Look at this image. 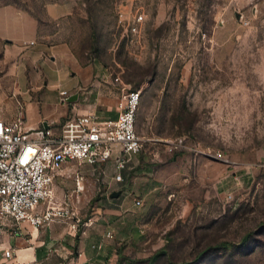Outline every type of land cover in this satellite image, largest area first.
Returning <instances> with one entry per match:
<instances>
[{"label": "rangeland", "instance_id": "rangeland-1", "mask_svg": "<svg viewBox=\"0 0 264 264\" xmlns=\"http://www.w3.org/2000/svg\"><path fill=\"white\" fill-rule=\"evenodd\" d=\"M54 4L67 13L51 19ZM4 5L39 19L45 63H28L29 52L0 39L1 118L22 114L25 129L60 108L59 121L45 119L50 127L89 112L108 119L102 111L110 99L119 103L121 87L141 91L143 148L129 158L123 181H116L115 157L96 166L72 161L59 171L54 199L68 202L78 226L113 223L105 211L126 201L144 221L155 264H264V0ZM51 66H58L55 82L81 79L79 86L46 88ZM41 89V99L27 94Z\"/></svg>", "mask_w": 264, "mask_h": 264}, {"label": "built area", "instance_id": "built-area-1", "mask_svg": "<svg viewBox=\"0 0 264 264\" xmlns=\"http://www.w3.org/2000/svg\"><path fill=\"white\" fill-rule=\"evenodd\" d=\"M141 20L142 14L137 18ZM120 92L116 119L90 112L67 119L59 128L25 129L22 114L14 121L0 117V237L6 230L17 235L23 223L38 228L72 218L73 226H78L81 220L68 202L54 199V182L69 162L96 166L115 157L116 181H123L129 158L143 148L137 130L142 95L126 85ZM180 143L175 148L182 147ZM3 252L7 258L13 254L12 249Z\"/></svg>", "mask_w": 264, "mask_h": 264}, {"label": "crops", "instance_id": "crops-1", "mask_svg": "<svg viewBox=\"0 0 264 264\" xmlns=\"http://www.w3.org/2000/svg\"><path fill=\"white\" fill-rule=\"evenodd\" d=\"M47 12L51 19H59L67 13L63 6L57 4L48 6ZM38 38L39 19L35 15L15 5L0 7V39L25 49L31 54L28 63L35 65L45 63L41 56L43 44L39 43ZM49 68L46 88L66 85L62 88L71 90L79 86L81 79L55 82L58 66ZM40 77L36 71L30 74V78L36 82ZM46 93L41 89L36 94H27L41 99ZM108 105L102 111L106 114L103 117L116 119L118 101L110 99ZM63 116L64 110L61 108L57 114L39 115L28 124V129L39 128L45 119L59 121ZM125 202L105 211L106 217L112 218L113 223L100 224L91 219L85 226L75 228L70 220H56L38 228L23 223L17 235L6 230L0 237V264H155V256L148 251L143 234L144 221L133 206L128 205L130 202ZM4 249L13 250L10 258L5 257Z\"/></svg>", "mask_w": 264, "mask_h": 264}, {"label": "water", "instance_id": "water-1", "mask_svg": "<svg viewBox=\"0 0 264 264\" xmlns=\"http://www.w3.org/2000/svg\"><path fill=\"white\" fill-rule=\"evenodd\" d=\"M239 17V16H238ZM78 97H79V94L78 93H76V94H74V95H72V96H70L69 98H68V101L69 102H74V101H76L77 99H78ZM44 128H49L50 126H49V124L47 123V122H44ZM119 196V192L118 191H114L112 194H111V197H118Z\"/></svg>", "mask_w": 264, "mask_h": 264}, {"label": "trees", "instance_id": "trees-1", "mask_svg": "<svg viewBox=\"0 0 264 264\" xmlns=\"http://www.w3.org/2000/svg\"><path fill=\"white\" fill-rule=\"evenodd\" d=\"M226 245H228V244H226ZM227 247H228V246H227ZM154 256H155V258H154V259L156 260V259L158 258V255H154Z\"/></svg>", "mask_w": 264, "mask_h": 264}, {"label": "bare ground", "instance_id": "bare-ground-1", "mask_svg": "<svg viewBox=\"0 0 264 264\" xmlns=\"http://www.w3.org/2000/svg\"><path fill=\"white\" fill-rule=\"evenodd\" d=\"M80 185H81V187L83 188V184L81 183Z\"/></svg>", "mask_w": 264, "mask_h": 264}]
</instances>
